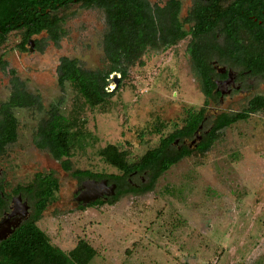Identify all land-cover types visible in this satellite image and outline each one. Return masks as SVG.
<instances>
[{"label":"rangeland","instance_id":"rangeland-1","mask_svg":"<svg viewBox=\"0 0 264 264\" xmlns=\"http://www.w3.org/2000/svg\"><path fill=\"white\" fill-rule=\"evenodd\" d=\"M60 14L66 36L58 48L47 43L42 53L21 54L17 32L0 46L7 64L0 71V103L10 93V70L40 98L39 106L14 110L18 137L0 156L3 192L10 196L37 173L53 172L59 188L37 226L64 252L86 241L96 252L88 264H264V113L223 129L209 151L180 160L152 191L126 195L112 205L77 206L79 181L35 145L37 129L52 107L79 133L68 159L71 168L118 175L99 157L101 148L115 145L129 163L136 162L182 125L186 109L200 108L203 97L181 57L171 60L167 50H149L103 105L87 107L70 84L59 86L56 66L64 56L86 70L106 68L103 14L79 4ZM238 101L211 104L205 128L213 113L240 111L244 105ZM159 122L161 133H152ZM140 181L131 178L132 184Z\"/></svg>","mask_w":264,"mask_h":264},{"label":"trees","instance_id":"trees-1","mask_svg":"<svg viewBox=\"0 0 264 264\" xmlns=\"http://www.w3.org/2000/svg\"><path fill=\"white\" fill-rule=\"evenodd\" d=\"M50 0H0V43H3L10 31L23 30L22 45L30 35L40 31L36 28L27 32L26 18L23 13L28 7L41 4L47 7ZM71 1V0H69ZM83 5L103 8L107 11L108 20L112 26L105 34L103 53L107 60L104 69L84 70L76 66L75 61L62 60L58 69V81L62 85L69 83L83 99L87 107L93 108L103 105L111 97L112 92L106 88V80L112 73L120 75L121 80L127 77L128 68L132 66L143 54L145 39H149L150 32L146 30L153 22L151 18L141 17V25L122 28L120 12L128 13L139 10L127 5L123 0H83ZM66 0H62L63 5ZM132 7V8H130ZM140 18H135L138 22ZM26 26V28H25ZM25 28V30H24ZM166 44V42L164 43ZM4 62L0 57V68ZM12 91L8 100L0 104V156L7 146L13 144L17 138L18 120L14 114L17 108H32L39 106L38 96L28 93L25 88L12 81ZM249 111L240 113H224L210 121V127L203 135L202 140L195 149L181 144L183 139H191L203 120V110L194 111L186 109L183 125L165 137L160 138L158 145L147 150L136 162L129 163L126 153L120 151L115 145L108 144L98 151L99 157L107 165L115 168L119 174L93 173L89 170H73L68 161L71 149L79 140L78 132L71 130L74 125L64 115L52 107L46 119L37 130L35 145L46 150L51 157L58 161L61 169L70 173L78 181L91 179L98 181L105 178L116 184L115 196L106 202L96 201L93 206L103 204L112 205L122 197L132 194L140 195L152 191L158 178L180 160L194 154L203 155L218 139L220 132L237 121L246 120ZM164 125L159 122L153 126L152 133L160 134ZM178 140V144L174 142ZM179 146V147H178ZM142 177L144 182L134 186L128 179ZM59 184L53 172L37 173L33 182L25 186H17L13 193L22 192L32 201L31 216L25 220L4 241L0 242V264H88L95 256V250L84 240H78L76 245L68 252L51 244L48 236L39 229L37 222L42 213L54 199ZM5 205V198L0 185V208ZM82 209V208H81Z\"/></svg>","mask_w":264,"mask_h":264},{"label":"flooded vegetation","instance_id":"flooded-vegetation-1","mask_svg":"<svg viewBox=\"0 0 264 264\" xmlns=\"http://www.w3.org/2000/svg\"><path fill=\"white\" fill-rule=\"evenodd\" d=\"M61 2L62 0H50L47 7L36 4L35 7H28L24 11L27 32L36 28H40V31L27 38L23 45L24 49H20L23 30L18 29L9 32V34L19 33L20 40L16 47L19 53H42L47 43H51L58 48L59 42L66 36L64 27L66 19L60 12L74 4H79L88 10L102 12L104 30L101 34V45L103 50L105 34L112 27L108 20L107 11L94 5L86 7L83 5V0H66L63 5H61ZM107 2H110V0H107ZM122 2L134 6V8L138 7L139 10L131 11V9L128 13L120 12L121 27L132 30L134 26L141 25L142 16L151 18L153 23L146 27L150 35L149 39H145L144 51L167 50L170 53L171 60L178 55L186 64L187 76L199 86L198 89L203 97V104L194 111L203 110V120L193 137L181 140L179 145L195 149L196 145L201 142L203 135L210 127L209 125L205 128L204 123L207 119V110L211 109V104L218 103L221 105L226 99L233 98V100H239L240 105H244L240 111L231 112L229 110L213 113L211 120L220 114H236L246 110L249 111V116L264 113V0H123ZM137 17L140 18L138 22L135 21ZM4 42H6V39ZM165 42L166 44H164ZM3 43H0V46ZM66 59L75 61L76 66L83 69L79 66L77 60L64 56L60 57L56 66L58 84V69L62 60ZM1 60L5 64L3 69L0 68V71H3L6 69L7 64L2 58ZM13 73L10 70L9 74L12 76L9 96L11 95L14 79L18 81L20 86L25 88L24 84ZM64 84H59V86L62 87ZM38 99L40 101L39 96ZM174 144H178V140ZM140 179L139 183H143V178L140 177ZM86 180L91 179L81 180L79 183L81 184ZM102 180L106 182V188L113 186V189L111 191L107 190L102 197L95 201L78 202L76 200L77 196L83 191L81 187L74 194V200L78 207H91L96 201L106 202L115 196L116 184L105 178L94 181L100 182ZM128 182L131 183V179H128ZM139 183L133 185L139 186ZM15 188L10 196L2 190L5 205L0 208V242L9 237L32 213L31 199L22 192L13 193ZM17 197L21 199V203L26 204L27 214L24 218L15 216L6 220L7 215L12 211L13 199ZM8 229H10V232L7 231Z\"/></svg>","mask_w":264,"mask_h":264},{"label":"water","instance_id":"water-1","mask_svg":"<svg viewBox=\"0 0 264 264\" xmlns=\"http://www.w3.org/2000/svg\"><path fill=\"white\" fill-rule=\"evenodd\" d=\"M120 80V75L117 73H113L108 81L106 88H110V82L112 81L114 83V87L110 88V92L114 91L118 85V82ZM106 182L104 180L100 182H96L94 180H86L81 183V187L83 188V191L80 192L77 196V201H86L91 202L95 201L96 199L102 197L103 193H105L107 190L111 191L113 189V186H110L109 188L105 187ZM27 214V206L25 203H21V199L19 197L13 199V206L12 211L7 215L6 220L18 216L19 218H24ZM7 231L10 232V229ZM8 233V232H7Z\"/></svg>","mask_w":264,"mask_h":264},{"label":"bare ground","instance_id":"bare-ground-1","mask_svg":"<svg viewBox=\"0 0 264 264\" xmlns=\"http://www.w3.org/2000/svg\"><path fill=\"white\" fill-rule=\"evenodd\" d=\"M110 87L113 88L114 87V83L111 81L110 82Z\"/></svg>","mask_w":264,"mask_h":264}]
</instances>
